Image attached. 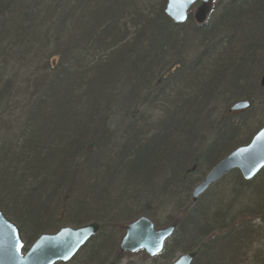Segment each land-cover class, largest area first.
<instances>
[{"label": "trees", "instance_id": "obj_1", "mask_svg": "<svg viewBox=\"0 0 264 264\" xmlns=\"http://www.w3.org/2000/svg\"><path fill=\"white\" fill-rule=\"evenodd\" d=\"M165 3L0 0V213L23 252L93 222L96 236L64 264H103L122 217L159 227L171 207L181 222L152 264L185 253L264 264V169L250 181L232 171L191 201L198 171L264 117V0H216L203 25L171 23ZM235 101L250 107L223 112Z\"/></svg>", "mask_w": 264, "mask_h": 264}, {"label": "water", "instance_id": "obj_2", "mask_svg": "<svg viewBox=\"0 0 264 264\" xmlns=\"http://www.w3.org/2000/svg\"><path fill=\"white\" fill-rule=\"evenodd\" d=\"M214 0H167L165 16L175 24L184 23L189 14L197 25L205 23ZM260 85L264 88V74ZM247 101L231 105L228 113L245 111ZM264 169V127L245 145L236 148L205 175L194 187L191 201L195 203L214 184L232 171H238L244 181H250ZM176 224L156 229L152 221L144 216L129 223L119 243L120 254L143 251L148 257L159 255L164 243L170 239ZM98 226L89 224L77 228L65 227L54 234H43L23 252V244L14 225L0 213V264H57L68 263L79 250L97 233ZM194 253L181 255L173 264H192Z\"/></svg>", "mask_w": 264, "mask_h": 264}, {"label": "rangeland", "instance_id": "obj_3", "mask_svg": "<svg viewBox=\"0 0 264 264\" xmlns=\"http://www.w3.org/2000/svg\"><path fill=\"white\" fill-rule=\"evenodd\" d=\"M187 53V52H186ZM188 56H190V55H188ZM186 83L188 84V85H190L191 87H196V84H195V82H193V80H189V81H186ZM238 100H241V97L240 98H237ZM243 100V99H242ZM236 102V101H235ZM234 103V102H233ZM231 105H232V103H230ZM255 111L256 110H258L257 109V106H256V109H254ZM247 111V110H246ZM243 112H245V111H243ZM241 113V112H240ZM238 115V113H236V115H232V116H237ZM259 120V121H258ZM258 120H254V127L252 128V130L250 131V133L248 134V136L246 137V138H244V139H242V140H239V141H237L236 143H234L233 145H232V147L230 148V149H228L227 150V152H229V151H231V150H233L234 148H237V147H239V146H244V145H247L248 143H249V140H251V138L260 130V129H262L263 127H264V117L260 120V119H258ZM252 122V121H251ZM112 130H115L114 128H112ZM212 137L215 139V135H212ZM231 140L229 139V142H228V146H230L231 145ZM226 145V146H227ZM226 154V153H225ZM199 173L197 174L198 175V178H202L203 176H204V174L206 173L207 174V169H202L201 171L199 170L198 171ZM238 174H239V172L238 171H236ZM231 174V173H230ZM230 174H228L225 178H224V180L223 181H225L226 180V178L230 175ZM240 175V174H239ZM242 178V177H241ZM199 179V180H200ZM199 180H197V182H199ZM197 184V183H196ZM140 185L143 187V186H145V185H148L147 183H146V181L145 182H143V183H140ZM152 185V184H151ZM152 186H154V185H152ZM210 191V190H209ZM209 191L207 192V193H209ZM149 191L148 190H144V193L145 194H147ZM206 193V194H207ZM203 196V195H202ZM210 200H207L206 201V206H209L210 205ZM195 205H193L191 208H195L194 207ZM119 208H123V207H119ZM171 210V211H170ZM159 213V214H158ZM158 213L155 215V217H153L155 220H156V222L160 225L159 227H156V228H163L164 226V224L168 221V217H169V214H170V216L173 218V221L175 222H181V220H180V218L181 217H179V215L175 212V210L173 211V209H171V207L170 208H167L166 210H163V209H161V210H159L158 211ZM159 215V217H157ZM136 216V215H135ZM135 216L134 217H132L133 219L135 218ZM133 219L131 220V221H133ZM131 221H128V222H131ZM121 225H125L126 226V224H124V223H122ZM124 226V227H125ZM124 227H122L121 228V233H120V237H118L117 238V240H116V242H115V247H114V250H113V252L109 255V257H108V259L103 263V264H108L109 263V261H111L113 258H118V260H119V264H152V261H151V258H149L147 255H145L144 253H142V252H138V253H136V254H123V255H121V254H119V252H118V245H119V243H120V240H121V238H122V236L124 235ZM119 229H120V226H119ZM119 231V230H118ZM180 256V254H176L175 255V259H177L178 257ZM174 259V260H175ZM159 264H163V263H160V262H158Z\"/></svg>", "mask_w": 264, "mask_h": 264}, {"label": "bare ground", "instance_id": "obj_4", "mask_svg": "<svg viewBox=\"0 0 264 264\" xmlns=\"http://www.w3.org/2000/svg\"><path fill=\"white\" fill-rule=\"evenodd\" d=\"M215 1L216 0H214L213 2H212V5H211V10H212V8H213V5H214V3H215ZM166 2H167V0H166ZM165 5H166V3H165ZM164 9H165V7H164ZM211 10H210V12H211ZM210 12H209V14H208V16H207V19H206V21L208 20V18H209V15H210ZM164 15H165V13H164ZM167 18V17H166ZM168 19V18H167ZM169 20V19H168ZM170 21V20H169ZM187 21V20H186ZM185 21V22H186ZM205 21V22H206ZM171 22V21H170ZM184 22V23H185ZM193 22H194V20H193ZM171 23H173V22H171ZM184 23H182V24H184ZM195 23V22H194ZM173 24H175V23H173ZM196 24V23H195ZM176 25H181V24H176ZM197 25V24H196ZM53 62V61H52ZM264 74V72L261 74V76ZM261 76L259 77V87L260 88H262L261 87V85H260V81H261ZM231 107V104L230 103H227L226 104V106L224 107V109H223V112H227L228 113V111H229V108ZM228 114H230V113H228ZM194 189V188H193ZM192 189V190H193ZM192 193V192H191ZM134 214V213H133ZM133 214H129L128 216H125V217H122L123 219H125V220H127V219H130L131 217H133L132 215ZM142 216H144V215H139L138 217H136L133 221H135L136 219H138L139 217H142ZM144 217H146V218H148V219H150L149 217H147V216H144ZM123 219H121V220H123ZM133 219V218H132ZM131 219V220H132ZM120 219H118V220H114V221H111V222H119V221H121ZM151 221L153 220L152 218L150 219ZM9 222V221H8ZM101 222V221H100ZM132 222V221H131ZM131 222H127L126 223V226L129 224V223H131ZM152 223H153V221H152ZM89 224H96V223H93V222H91V223H89ZM89 224H86V225H89ZM119 223H117V224H115V227H114V230H117L118 228H119V225H118ZM154 224V223H153ZM173 224H175V222L173 223ZM13 225V224H12ZM97 226H98V224H96ZM172 225V224H171ZM84 226V225H83ZM125 226V227H126ZM80 227V226H79ZM125 227H124V231H125ZM65 228V227H64ZM71 228H73V227H71ZM75 228H77V227H75ZM62 229V228H61ZM108 229H109V227L108 226H106V227H103V231H108ZM98 230H99V226H98ZM98 232V231H97ZM19 234V233H18ZM97 234V233H96ZM96 234L94 235V236H96ZM93 236V237H94ZM92 237V238H93ZM20 238V237H19ZM91 238V239H92ZM185 254H187V253H185ZM181 255H184V254H181ZM180 255V256H181ZM109 264H112V263H109Z\"/></svg>", "mask_w": 264, "mask_h": 264}]
</instances>
